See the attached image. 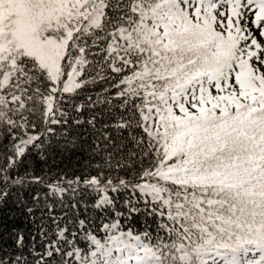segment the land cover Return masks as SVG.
I'll list each match as a JSON object with an SVG mask.
<instances>
[{
	"label": "snow or ice",
	"instance_id": "6c2138e0",
	"mask_svg": "<svg viewBox=\"0 0 264 264\" xmlns=\"http://www.w3.org/2000/svg\"><path fill=\"white\" fill-rule=\"evenodd\" d=\"M0 145V264H264V0H0Z\"/></svg>",
	"mask_w": 264,
	"mask_h": 264
},
{
	"label": "trees",
	"instance_id": "16d2710c",
	"mask_svg": "<svg viewBox=\"0 0 264 264\" xmlns=\"http://www.w3.org/2000/svg\"><path fill=\"white\" fill-rule=\"evenodd\" d=\"M6 144L7 141H4ZM4 148L0 145V161L3 159ZM44 157H30L29 165H31L30 170H34L37 174L47 173L49 168L52 172H59L61 169L67 170L69 173L80 165L78 161L81 159L79 156L72 157L71 159L65 158L64 155L56 156L55 158L48 159L47 163H44Z\"/></svg>",
	"mask_w": 264,
	"mask_h": 264
}]
</instances>
